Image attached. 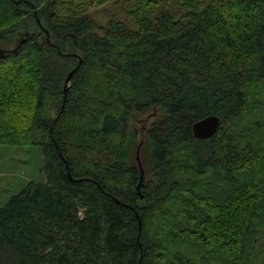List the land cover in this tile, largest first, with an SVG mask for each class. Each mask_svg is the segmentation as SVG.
I'll list each match as a JSON object with an SVG mask.
<instances>
[{
  "label": "trees",
  "instance_id": "1",
  "mask_svg": "<svg viewBox=\"0 0 264 264\" xmlns=\"http://www.w3.org/2000/svg\"><path fill=\"white\" fill-rule=\"evenodd\" d=\"M108 1L0 0V146L44 176L0 206V264H264V0L100 27Z\"/></svg>",
  "mask_w": 264,
  "mask_h": 264
},
{
  "label": "rangeland",
  "instance_id": "2",
  "mask_svg": "<svg viewBox=\"0 0 264 264\" xmlns=\"http://www.w3.org/2000/svg\"><path fill=\"white\" fill-rule=\"evenodd\" d=\"M149 1V0H146ZM173 0H163L169 3ZM159 1V3H163ZM93 3H95L93 1ZM154 2L140 5L138 0H109L95 7H88L86 13L103 27L108 21L122 22L131 28L135 27L132 12L138 10L139 16L154 18L159 8L156 9ZM170 14L174 13L171 7L162 6ZM153 118L138 116L129 124L130 131L137 133V138L143 136L144 129L152 122ZM136 151L134 148V160L136 162ZM141 151L139 148V155ZM42 158L38 148H19L11 146H0V206L12 195L17 194L30 181L43 182Z\"/></svg>",
  "mask_w": 264,
  "mask_h": 264
},
{
  "label": "water",
  "instance_id": "3",
  "mask_svg": "<svg viewBox=\"0 0 264 264\" xmlns=\"http://www.w3.org/2000/svg\"><path fill=\"white\" fill-rule=\"evenodd\" d=\"M40 29H41V32L47 34V31L44 28L40 27ZM3 54H4V50L0 49V56H3ZM72 75H73V71L68 73V75L64 81V86H63L64 92L66 91L67 84L70 81ZM220 124H221L220 118L218 116H215V115H210V116L204 117L201 120H198L192 126L193 138L195 140H199V141H205V140L210 139L218 131ZM140 145H141V143L137 147V152H136L137 164H138V167L140 168V180H139L137 187H139V185L142 182V178H143V171H142L141 162L139 159Z\"/></svg>",
  "mask_w": 264,
  "mask_h": 264
}]
</instances>
